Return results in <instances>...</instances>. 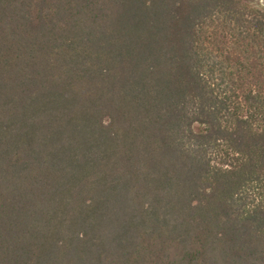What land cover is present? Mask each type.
I'll return each instance as SVG.
<instances>
[{
	"label": "trees",
	"instance_id": "obj_1",
	"mask_svg": "<svg viewBox=\"0 0 264 264\" xmlns=\"http://www.w3.org/2000/svg\"><path fill=\"white\" fill-rule=\"evenodd\" d=\"M0 264H264V9L0 0Z\"/></svg>",
	"mask_w": 264,
	"mask_h": 264
},
{
	"label": "rangeland",
	"instance_id": "obj_2",
	"mask_svg": "<svg viewBox=\"0 0 264 264\" xmlns=\"http://www.w3.org/2000/svg\"><path fill=\"white\" fill-rule=\"evenodd\" d=\"M243 1L251 2L253 5L264 9V0H243Z\"/></svg>",
	"mask_w": 264,
	"mask_h": 264
}]
</instances>
